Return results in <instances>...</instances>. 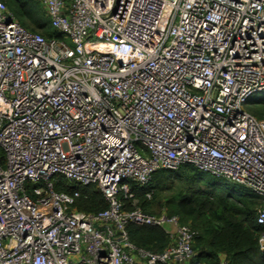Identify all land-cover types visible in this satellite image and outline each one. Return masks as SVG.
Masks as SVG:
<instances>
[{"label":"built area","instance_id":"built-area-1","mask_svg":"<svg viewBox=\"0 0 264 264\" xmlns=\"http://www.w3.org/2000/svg\"><path fill=\"white\" fill-rule=\"evenodd\" d=\"M37 1L63 39L0 2V264H190L196 233L132 193L183 166L260 198L264 227V120L246 111L264 94V0ZM61 183L106 209L78 211ZM128 224L173 245L137 248Z\"/></svg>","mask_w":264,"mask_h":264},{"label":"trees","instance_id":"trees-1","mask_svg":"<svg viewBox=\"0 0 264 264\" xmlns=\"http://www.w3.org/2000/svg\"><path fill=\"white\" fill-rule=\"evenodd\" d=\"M0 2L29 32L45 39H63L50 27L46 12L37 0ZM246 111L256 119L264 120V98H251ZM225 183L228 182L194 167L183 166L174 172L154 174L147 185L132 187V193L138 207L146 213H150L151 203L146 193H152L159 210L163 209L168 216H177L180 225L188 226L196 233L192 244L194 257L190 264H264V227L256 223L257 211L263 201L249 192L236 195V191L225 187ZM240 188L238 186V190ZM55 190L65 193L79 191L82 197L76 201L75 207L80 212L97 213L107 207L102 194L93 187L61 183ZM158 191L168 193L169 198L163 202ZM126 207L131 208L128 204ZM126 232L134 246L151 252H162L173 245L170 237L157 227L128 224Z\"/></svg>","mask_w":264,"mask_h":264},{"label":"rangeland","instance_id":"rangeland-1","mask_svg":"<svg viewBox=\"0 0 264 264\" xmlns=\"http://www.w3.org/2000/svg\"><path fill=\"white\" fill-rule=\"evenodd\" d=\"M262 98H264V94L263 95L258 94V95H255L254 97H252V99H262ZM1 156H2V154L0 152V157ZM225 185H226L225 187L235 190L236 191V195H243V194L248 192L245 188H240V190H238V186H236L234 184H231V183H225ZM157 194H161L163 202H165V200H167L169 198V194L168 193L159 192L158 191ZM150 195H151V198L148 199L149 201H151V203L149 204L150 213L152 215H155V216L161 215L163 213L166 214V212L163 209L159 210V206H157V200L153 202V198L154 197L152 196V193Z\"/></svg>","mask_w":264,"mask_h":264},{"label":"crops","instance_id":"crops-1","mask_svg":"<svg viewBox=\"0 0 264 264\" xmlns=\"http://www.w3.org/2000/svg\"><path fill=\"white\" fill-rule=\"evenodd\" d=\"M165 230L168 231V232H170V233L173 232V229L170 228V227L166 228Z\"/></svg>","mask_w":264,"mask_h":264}]
</instances>
